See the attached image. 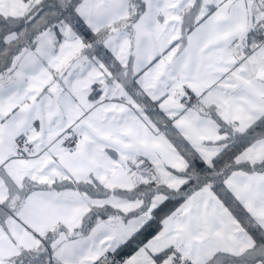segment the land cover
Returning <instances> with one entry per match:
<instances>
[{
	"label": "snow or ice",
	"instance_id": "1",
	"mask_svg": "<svg viewBox=\"0 0 264 264\" xmlns=\"http://www.w3.org/2000/svg\"><path fill=\"white\" fill-rule=\"evenodd\" d=\"M0 264H264V0H0Z\"/></svg>",
	"mask_w": 264,
	"mask_h": 264
}]
</instances>
